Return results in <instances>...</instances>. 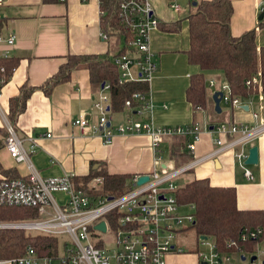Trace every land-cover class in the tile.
I'll list each match as a JSON object with an SVG mask.
<instances>
[{"label": "crops", "instance_id": "0c3cea01", "mask_svg": "<svg viewBox=\"0 0 264 264\" xmlns=\"http://www.w3.org/2000/svg\"><path fill=\"white\" fill-rule=\"evenodd\" d=\"M149 1L161 25L180 21L177 31L167 32L158 28L150 34V48L153 59L158 64L149 86V97L153 102L151 120L159 126L198 122L203 127L193 152L184 147L181 142L184 141L183 138L165 140L162 143L171 153L175 152L171 155L177 159L176 165L179 166L216 148V135L212 126L217 122L260 124L264 120V82L247 98H241L242 108L220 104L219 113L214 111V106L206 99L210 89L205 83L204 105L193 109L186 98V90L191 74L199 68L190 65L187 60V17L193 10V2L200 0ZM230 1L233 8L230 17L231 34L239 36L256 28L264 0ZM172 3L178 4L181 9L173 10L170 7ZM12 35L15 40L9 45L7 39ZM256 43L264 46V27L256 29ZM108 47V41L100 37L99 0H5L0 6V57L6 55L19 58L12 74L0 89V127L5 126L4 116L7 117L10 99L19 94L22 86L33 87L24 110L16 118L15 130L20 137H32L35 140L36 148L34 153L30 154V161L43 177L61 176L66 173L81 177L96 169L110 174L132 176L146 174L156 168L147 134L114 132L112 140L105 142L100 135L72 125L75 118L84 117L93 121L99 114L95 102L103 92L101 89L92 88L86 68L74 69L70 77L54 85L49 94L38 88L57 72L66 61L67 55L100 54L107 52ZM205 73L218 74L215 78L217 86L225 81L219 71ZM207 76L204 75V80L213 77ZM131 111L134 119L146 120V116L139 114V111L136 113L135 110L124 107L118 113L110 110L113 125L125 121L126 114ZM253 113H257V118L253 117ZM47 133L51 136L47 137ZM222 139H228V136L223 135ZM28 145L26 141V149ZM251 146L258 148V163L245 166L251 172L252 179L244 176V168L233 152L228 150L211 160L199 162L188 172L191 175L190 181L208 178L212 186L235 187L239 209L264 210V134L254 139ZM0 165L7 173L14 172L20 177L28 176L26 163H17L4 146L0 148ZM2 177L10 176L0 173V178ZM55 197L63 200L66 195L57 192ZM262 249L264 239L255 242L252 254L231 252L226 254L229 260H219L214 264H262L264 255L250 261V257ZM198 262L201 264L198 253L183 251L169 253L166 257V264Z\"/></svg>", "mask_w": 264, "mask_h": 264}, {"label": "built area", "instance_id": "2783aa9c", "mask_svg": "<svg viewBox=\"0 0 264 264\" xmlns=\"http://www.w3.org/2000/svg\"><path fill=\"white\" fill-rule=\"evenodd\" d=\"M5 0H0V6ZM173 10H180L176 4H170ZM115 14L119 29L123 32L120 38L127 45V52L113 57L118 69V82H145L148 90L135 92L125 101V107L146 116V120H136L131 113L126 114L125 121L113 125L110 112L109 84H103V92L95 107L99 114L95 120L79 117L72 120V125L80 130L100 135L105 142H110L114 132L119 134H147L154 153L156 168L146 173L148 180L138 184L141 174L132 175L127 180V188L121 194L108 195L103 190L102 176H95L83 187L77 186L72 173L61 176L43 177L30 161V154L36 148L32 137H20L15 125L4 116L6 136L3 146L17 162H24L29 170L26 177L0 178V205L26 206L37 209V216L28 219L0 221V229H17L30 233L56 236L62 243V252L55 257L37 256L30 248L25 255L0 260L7 264H166L169 253H181L184 250L177 245L176 237L194 223V206L179 204L175 195L174 180L190 172L199 162L213 159L224 151H232L241 166L244 176L252 179L251 172L245 168V159L254 139L264 134V120L258 125L236 124L231 121H220L212 126L216 137V148L204 156L171 167L162 161L161 145L165 140L182 137L184 147L193 152L196 142L203 131L200 123L185 125L159 126L151 120L153 102L149 97L150 83L158 64L153 59L150 48V34L161 24L149 0H115ZM263 6L261 12H263ZM104 12L100 11V15ZM100 37L107 35L100 29ZM12 35L7 43L12 45ZM3 57H6L4 55ZM4 68L0 67V71ZM210 89L206 97L214 106L212 95L221 92L220 104L242 108L243 102L238 95L231 92L227 82L217 86L213 77L205 78ZM246 85H259L257 76L246 80ZM106 93V95L104 94ZM136 102L138 106L133 107ZM257 113L253 117L257 118ZM228 139L223 140L222 136ZM47 137L51 134L47 133ZM28 141V149L24 143ZM66 195L58 200L55 193ZM188 207L189 213H181V207ZM103 222L105 229L96 226ZM263 234L262 228L242 231L241 240L252 239L257 242ZM207 240V239H206ZM204 242L205 240H201ZM235 243V242H232ZM213 245V244H212ZM264 249L258 250L257 256H263ZM201 256L199 255V258ZM207 257L200 259L207 261ZM211 263L229 260L227 255L220 256L215 252L210 257ZM201 263V262H200Z\"/></svg>", "mask_w": 264, "mask_h": 264}, {"label": "trees", "instance_id": "16d2710c", "mask_svg": "<svg viewBox=\"0 0 264 264\" xmlns=\"http://www.w3.org/2000/svg\"><path fill=\"white\" fill-rule=\"evenodd\" d=\"M114 5L115 0H99V9L104 12L100 15V29L107 35L106 41L109 44L107 52L67 55L66 62L57 72L38 87L45 94H49L57 83L67 80L71 72L78 68L88 70L93 89H102L104 83L110 85V110L113 113L122 111L125 101L133 93L148 90L145 82L124 84L118 82V69L112 60L113 57L127 52L128 47L123 42L125 38L116 39L123 32L119 29ZM232 12L230 0H200L187 17L189 25L187 60L190 65L199 68L197 72L191 74L186 90V98L193 109L204 105L206 93L204 75L207 71L221 72L225 82L230 85L232 94L240 98H247L264 82V46L256 43V29L264 27V16L258 21L256 28L233 36L230 32ZM179 27L180 21L159 25V28L167 32L177 31ZM18 60V57H0V67L4 68L0 71V89L12 74ZM251 76H257L260 84L246 85V80ZM33 89L24 85L20 88L19 94L10 99L7 118L14 125ZM132 105L138 106L136 102ZM5 136V127H0V148L3 147ZM178 138L182 140V137ZM181 142L185 144V140ZM0 173L17 177L14 172L7 173L1 165ZM95 176H102L104 184L101 192L108 195H118L125 191L127 180L131 177L129 174H110L96 169L86 176L74 177L73 180L77 186L83 187ZM175 195L179 204L194 206V223L189 228L199 238L204 236L207 240L212 239L215 252L221 256L231 252L249 254L254 252L256 241L250 238L241 240L242 231L262 228L263 234L257 241L264 239V210L239 209L236 204L235 187L212 186L208 178L193 179L178 187ZM36 216L37 209L34 207L0 205V220L28 219ZM61 247V240L56 236L17 229H0V260L25 255L28 248L37 256L55 257L61 253Z\"/></svg>", "mask_w": 264, "mask_h": 264}, {"label": "rangeland", "instance_id": "374dc122", "mask_svg": "<svg viewBox=\"0 0 264 264\" xmlns=\"http://www.w3.org/2000/svg\"><path fill=\"white\" fill-rule=\"evenodd\" d=\"M117 36V35H116ZM118 40H122L120 37L117 36ZM114 40V39H113ZM67 60V59H66ZM66 62V61H65ZM205 75H213L214 78L218 76L216 73H205ZM208 77V76H207ZM106 95V93H104ZM161 156H162V161L169 166V169L171 167H176V158H173L171 155V152L169 149H167L166 145H161ZM179 165V163H177ZM191 175L187 172L182 174L181 176L177 177L174 180V185L176 188L184 185L186 182L190 181ZM191 210L188 207H181L180 212L181 213H189ZM28 232V231H27ZM176 243L178 246H180L185 253H193V254H199L202 259L203 256H206L208 259V264H212L210 257L213 254V245H212V239L205 240L202 242L200 238L196 235V233L191 229V228H186L183 231H180L177 234L176 237ZM60 252H62V247L60 248ZM258 260L262 261L263 258H258ZM200 262H202L200 260ZM40 264V263H39ZM199 264V262H198Z\"/></svg>", "mask_w": 264, "mask_h": 264}, {"label": "water", "instance_id": "95a60500", "mask_svg": "<svg viewBox=\"0 0 264 264\" xmlns=\"http://www.w3.org/2000/svg\"><path fill=\"white\" fill-rule=\"evenodd\" d=\"M196 2H193V5H195ZM264 16V13L261 12L258 19L261 20ZM103 86V84H102ZM212 99L214 102V111L216 113L221 112V106H220V100H221V92L215 91L212 95ZM258 163V148L257 146H251L248 150V156L245 159V164H257ZM148 180V175L147 174H141V176L138 177V184H141L143 182H146ZM97 228L104 230L105 225L103 222H100L97 226ZM207 238L204 236H200V240H206ZM256 255H253L250 257V261L256 260ZM244 259V258H243ZM201 264H206V262H201ZM264 264V262H262Z\"/></svg>", "mask_w": 264, "mask_h": 264}]
</instances>
